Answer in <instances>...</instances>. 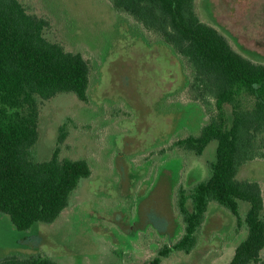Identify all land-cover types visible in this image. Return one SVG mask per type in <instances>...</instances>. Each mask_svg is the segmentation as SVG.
I'll return each mask as SVG.
<instances>
[{"label":"rangeland","instance_id":"rangeland-1","mask_svg":"<svg viewBox=\"0 0 264 264\" xmlns=\"http://www.w3.org/2000/svg\"><path fill=\"white\" fill-rule=\"evenodd\" d=\"M20 1L49 20L48 40L81 53L91 67L87 102L73 94L40 102L34 159H50L63 127L59 158L86 160L92 173L51 224L19 232L0 214V260L18 254L59 264H145L181 235L177 186L207 179L214 158L216 142L200 157L171 150L174 140L207 120L182 89L185 69L163 46L148 47L132 35L106 0ZM196 10L234 48L264 64V0H197ZM179 89L180 110L164 99ZM239 178L259 182L264 201V160L249 163ZM247 208L240 204L238 227L211 204L196 248L162 264H227L246 236Z\"/></svg>","mask_w":264,"mask_h":264},{"label":"trees","instance_id":"trees-1","mask_svg":"<svg viewBox=\"0 0 264 264\" xmlns=\"http://www.w3.org/2000/svg\"><path fill=\"white\" fill-rule=\"evenodd\" d=\"M106 2L132 35H140L148 47L163 46L181 63L182 89L207 116L195 132L174 140L171 150L200 157L216 142L209 177L188 188L179 185L174 192L181 235L163 244L145 264L191 254L211 204L226 210L240 227L241 203L248 205L242 220L246 236L227 264H264L263 190L257 181L239 178L249 163L264 160V64L242 54L215 26L202 21L197 0ZM49 29V20L20 0H0V214L19 232L53 223L80 181L92 173L86 160L59 158L63 127L50 159H34L40 102L60 94L87 102L90 84L88 60L48 40ZM181 90L164 98L179 110ZM0 264L59 263L13 254Z\"/></svg>","mask_w":264,"mask_h":264}]
</instances>
